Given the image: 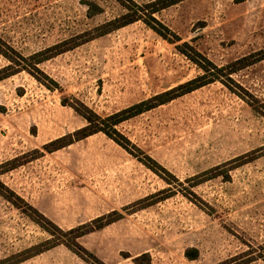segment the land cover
Instances as JSON below:
<instances>
[{"label": "rangeland", "instance_id": "obj_1", "mask_svg": "<svg viewBox=\"0 0 264 264\" xmlns=\"http://www.w3.org/2000/svg\"><path fill=\"white\" fill-rule=\"evenodd\" d=\"M155 1L0 0V264H264V59L227 69L264 50V0H181L152 14L167 38L141 19L102 34ZM182 51L218 80L116 125L139 156L102 131L43 149L87 124L76 108L204 74Z\"/></svg>", "mask_w": 264, "mask_h": 264}, {"label": "trees", "instance_id": "obj_2", "mask_svg": "<svg viewBox=\"0 0 264 264\" xmlns=\"http://www.w3.org/2000/svg\"><path fill=\"white\" fill-rule=\"evenodd\" d=\"M181 0H157L155 2L152 3L153 6H155L152 10H151V14L149 15V19H145L143 18V16H140L138 14H136L135 11H133L132 9H129V12H127L126 14L122 15L119 18H116L115 20L109 22L108 24H106V27H110L107 30L103 31L102 34L108 33L114 29H118L120 27H123L129 23H132L136 20H143L144 22H146L147 25H149L151 28H153L156 32H158L160 35H162L164 38H167V34L162 32L161 29H159L153 22L161 25L162 27H164L167 31H171L168 27H166L165 25H163L162 23H160L152 14L158 12L159 10L168 7L172 4H175L177 2H179ZM153 21V22H152ZM56 46L54 48L57 49ZM70 49V48H69ZM67 49H58L55 54L61 53L63 51H65ZM183 53H186V55L193 61L195 62L201 69H203L205 71L204 74L199 75L187 82H184L182 84L177 85L176 87H173L171 89H168L166 91H163L161 93H158L146 100L140 101L139 103H136L132 106H129L127 108H124L116 113H113L105 118L101 117L100 115H98L96 112H94L92 109L85 107V111L76 108V111L81 114L86 120H87V124L77 130H75L72 133L66 134L64 136H61L57 139H54L46 144L43 145V149L46 152H54L56 150H59L61 148H64L76 141L82 140L92 134H95L97 132H104L106 135H108L110 138H112L115 142H117L119 145H121L123 148H125L128 152H130L131 154H133L134 156H139V154H136V152H133V150H130L129 146L132 145L131 141L125 137L123 134H121L116 128L115 126L118 125L119 123L130 119L136 115H139L145 111L151 110L155 107H158L160 105L166 104L182 95H185L187 93H190L194 90H197L207 84H210L216 80H218V78L216 77V74L209 72V68L205 65L202 64L200 62V60H198L197 56L191 55L185 51H182ZM196 55L201 56V54H199V52H195ZM49 56L44 57V58H40L38 63L47 59ZM203 58L206 60V62L211 65L215 70L220 71L223 68H219L218 66H216L213 62H211L210 60H208L206 57L203 56ZM264 59V50H261L260 52H258V56L254 59V60H250L247 57H243L240 58L236 61H234L233 63L229 64L227 66V69L230 70L229 74H232L236 71H238L239 69H242L256 61L262 60ZM5 72V68L0 70V73H4ZM14 72H7L4 73L0 79H3L5 77L10 76L11 74H13ZM136 151H138V153L144 154V152H142V150L140 148H138L137 146H135ZM36 153H38L39 156L43 155L45 152L41 151L40 149L35 150ZM142 162H144L148 167H151L149 162H153L156 163L155 160L153 158H151L150 156L146 155L144 156V158L141 159ZM122 218V214H120L118 211H114L108 215H104L101 216L99 218H97L96 220H94L97 225L95 227H90L89 224H83L79 227L73 228L71 229L69 232L73 233L75 236V238H80L83 235L91 232L94 230V228H100L103 227L105 225H108L110 223L115 222L116 220Z\"/></svg>", "mask_w": 264, "mask_h": 264}, {"label": "crops", "instance_id": "obj_3", "mask_svg": "<svg viewBox=\"0 0 264 264\" xmlns=\"http://www.w3.org/2000/svg\"><path fill=\"white\" fill-rule=\"evenodd\" d=\"M143 101V100H142ZM173 101V100H172ZM140 102V101H139ZM138 102V103H139ZM171 102V101H170ZM169 103V102H168ZM136 104V103H135ZM167 104V103H166ZM132 105H134V103L133 104H131L130 106H132ZM163 105H165V104H163ZM160 106H162V105H160ZM159 107V106H158ZM155 108H157V107H155ZM137 116V115H136ZM135 117V116H134ZM133 118V117H132ZM131 119V118H130ZM98 133V132H97ZM97 133H95V134H92V135H90V136H88V137H86V138H84V139H82V140H79V141H83V140H86V139H88L89 137H92V136H94V135H96ZM112 139V138H111ZM76 142H78V141H76ZM75 143V142H74ZM74 143H72V144H70V145H68V147H71L72 145H74ZM67 147V146H66ZM62 149V148H61ZM61 149H59V150H56V151H54V152H51V153H55V152H57V151H60Z\"/></svg>", "mask_w": 264, "mask_h": 264}]
</instances>
